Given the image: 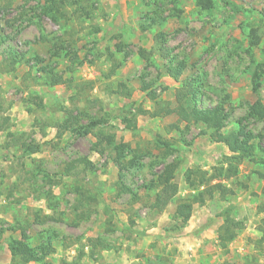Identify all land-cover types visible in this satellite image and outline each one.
Wrapping results in <instances>:
<instances>
[{
    "label": "rangeland",
    "instance_id": "rangeland-1",
    "mask_svg": "<svg viewBox=\"0 0 264 264\" xmlns=\"http://www.w3.org/2000/svg\"><path fill=\"white\" fill-rule=\"evenodd\" d=\"M179 63L175 82L166 71ZM190 81L197 108L224 109L218 133L263 137L222 181L231 194L195 204L182 225L175 206L204 187L187 170L210 174L231 153L213 129L141 111L175 109ZM255 102L264 108V0H0V264H22L13 241L52 249L28 264H264ZM166 166L177 193L159 211ZM226 217L241 227L222 246Z\"/></svg>",
    "mask_w": 264,
    "mask_h": 264
},
{
    "label": "trees",
    "instance_id": "trees-1",
    "mask_svg": "<svg viewBox=\"0 0 264 264\" xmlns=\"http://www.w3.org/2000/svg\"><path fill=\"white\" fill-rule=\"evenodd\" d=\"M184 70V64L179 63L175 68L167 69L166 74L172 78L175 82H179V78ZM121 90L128 92L126 87L121 85ZM196 93L197 88L190 82H181L180 87L175 93V109H168L166 106L157 108L153 112L141 111L142 114H148L151 118H158L162 115L174 112L178 120L177 122L201 124L205 129H213L217 131L214 136V141L223 144L227 147L231 153L230 156H225L221 163L217 167L212 169V172L208 174L206 171H193L187 170L185 174V182L188 183L190 178L198 173V178L203 184V189L193 195L191 198L179 201L175 206L173 217L180 220L181 224H186L193 211L195 204L203 205L206 200L213 198L215 194L224 198L231 194V191L222 184V181L233 179L238 173L239 160L246 158L252 160L254 157L253 140L256 138L261 140L263 135L251 136L246 133L244 128H239L234 131H230L226 134L218 133L223 127V122L227 115L222 107H216L211 109H199L196 107ZM128 96V94H126ZM147 97L153 102L155 100L154 93H147ZM250 111L259 119L264 118V108L259 102H255L251 105ZM102 121H92L88 126H95L101 124ZM176 123L171 127L176 128ZM174 168L172 166H166L164 171L157 176V184L159 189L155 196L154 207L161 211L166 208L169 202L174 198L177 193V186L173 183ZM241 227V222L235 221L231 217L224 219L222 230L219 232L222 236L221 245L224 246L227 242H230L236 236V230ZM21 237L24 235L21 234ZM264 243V235L256 244ZM12 258L19 257L22 264H28L30 262H40L45 256H48L52 249L46 250L45 247H41L36 253L26 243L21 241H13L8 246ZM48 248V247H47ZM250 264V263H248Z\"/></svg>",
    "mask_w": 264,
    "mask_h": 264
},
{
    "label": "crops",
    "instance_id": "crops-1",
    "mask_svg": "<svg viewBox=\"0 0 264 264\" xmlns=\"http://www.w3.org/2000/svg\"><path fill=\"white\" fill-rule=\"evenodd\" d=\"M152 230H154V229H152ZM150 231V230H149ZM149 231H147L146 233H148Z\"/></svg>",
    "mask_w": 264,
    "mask_h": 264
}]
</instances>
